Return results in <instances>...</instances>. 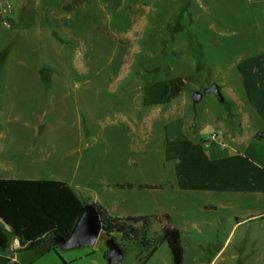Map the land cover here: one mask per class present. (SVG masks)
<instances>
[{"label": "crops", "instance_id": "1", "mask_svg": "<svg viewBox=\"0 0 264 264\" xmlns=\"http://www.w3.org/2000/svg\"><path fill=\"white\" fill-rule=\"evenodd\" d=\"M146 1L144 5L152 7L148 13L149 29L156 30L144 42L154 47L147 53L149 64L138 72L147 84L109 88L112 94L131 95L130 107L124 115V135L111 134L108 151L98 150L101 136L83 135L88 131L84 129L85 122L88 126L97 123L91 106L83 115L88 119L77 117L72 125L81 127L76 141L88 150L92 148V152L82 154L68 145L57 150L47 137L38 139L34 133L25 137L28 144L16 150L0 144V180L65 182L84 205H100L113 218L169 215V220L152 221L151 228L159 230L158 236L168 226L181 232L182 264H214L216 257L229 248L240 227L264 220V50L240 49L228 56L232 50L229 39L236 40L239 47L246 40L256 47V40L260 41L259 27L252 23L247 28L250 35H244L246 27L234 23L242 11L232 12L235 19L229 21L226 16L229 13L220 0H188L183 9L176 4L178 0H159L155 5L153 0ZM73 2L80 4L82 0ZM178 26L179 30L175 29ZM170 43L178 44V48L167 54L165 46ZM150 77L157 80L148 84ZM217 78L224 87L230 85L225 88L224 97L233 105L234 114L222 105L225 100L211 101L202 109L194 101V94L203 92ZM99 89L94 85L76 86L85 95L100 93ZM38 90L21 86L0 88L1 95H15L10 101L1 98L0 109L11 106L15 111L22 110L12 119L29 127L30 110L45 105L44 99L33 95L47 91ZM236 115L238 121L233 117ZM134 139L142 166L135 176ZM0 140L4 136L0 135ZM149 143H153L152 149L160 159L158 167L151 172L143 171ZM54 165L60 169V177L45 176ZM81 167L84 172L78 177ZM92 169L107 172L109 179H99L100 185L95 187ZM20 245L13 234L14 253ZM165 246L172 256L168 244L162 243L136 264H157L159 252ZM214 253H217L214 259L203 257ZM172 262L175 264L173 256Z\"/></svg>", "mask_w": 264, "mask_h": 264}, {"label": "rangeland", "instance_id": "2", "mask_svg": "<svg viewBox=\"0 0 264 264\" xmlns=\"http://www.w3.org/2000/svg\"><path fill=\"white\" fill-rule=\"evenodd\" d=\"M45 1L0 0V88L21 86L37 88L38 91L45 88L47 91L45 94L33 95L44 99L45 105L44 108L30 110L29 127L21 121L13 120L14 114L22 110L15 111L9 105L4 110L0 109V135L4 136L0 144L15 147L16 150L18 146L28 144L24 142L27 140L25 137L36 133L38 139L47 137L48 143L57 150L68 145L73 151L77 150L82 154L92 152V148L88 150L85 145L76 141L75 136L80 135L81 127L72 125L77 117L88 119L84 118V111L92 106L97 123L88 126L85 122L84 129L88 131L82 134L88 138L101 136L97 149L108 151L107 141L111 134L124 135L126 132L124 115L130 107L131 97L130 94H112L109 88L147 84L138 72L146 69L145 66L149 64L147 53L154 48L144 44L150 34L156 33V30L149 29L151 22H148V13L152 7H148L150 4L144 5L146 0H82L80 4L74 3V0ZM158 1L153 0L152 5ZM255 1L256 5L254 0H220L224 10L229 13L226 15L229 21L235 19L232 12L236 13L239 9L242 13L234 23L239 22L246 30L252 23L259 27L257 33L260 41L258 43L256 40V47L248 44L249 40L239 47L236 40L229 39L232 50H229L228 56L235 55L240 49L253 52L264 50V0ZM186 3L188 0H178L176 4L183 9ZM179 27L175 29L179 30ZM228 27L226 29L232 30ZM249 32L250 30L245 31L244 35H250ZM177 45L170 43L168 47L165 46L166 53L171 54L170 51L178 48ZM147 69L151 67L147 66ZM155 80L156 78L150 77L148 83ZM214 83L221 87L223 95L225 88L230 86L224 87L219 78ZM77 85H94L100 88V93L85 95L83 90H76ZM234 85L236 91L237 85ZM13 96L15 95L0 94V99L6 97L10 101ZM211 101L220 102L213 94L205 95L198 102V109L204 108ZM222 105L228 107L230 113H235L228 99L225 98ZM233 117L238 121L237 115ZM112 124L116 126H111ZM112 128L117 132H112ZM205 130L204 132H209ZM13 140L16 141L11 142ZM153 146V143H149V155L143 163V171L148 169L151 172L160 163L159 154L152 149ZM133 147L132 171L135 176L142 167L138 162L140 150L135 139ZM57 150L53 149L54 152ZM78 172V177H81L84 168L81 167ZM45 176L60 177V169L55 168V165L51 166ZM91 177L95 187H99V179H109L107 172L101 169H92ZM145 233L139 239L131 238L126 241L117 233L111 234L122 248H126L124 260L120 264L141 262L155 248L159 230L151 228ZM7 234L9 245L1 253L0 264H108L105 259L108 252L107 234L104 231L94 247L63 250L59 246L50 252L45 250L54 245L53 240L45 237L33 250L27 251V245H20L14 253L12 230L7 228ZM167 249L166 246L161 249L157 264H173L171 253ZM216 255L214 253L203 257L214 259ZM214 264H264V220L240 227L229 248L216 257Z\"/></svg>", "mask_w": 264, "mask_h": 264}, {"label": "trees", "instance_id": "3", "mask_svg": "<svg viewBox=\"0 0 264 264\" xmlns=\"http://www.w3.org/2000/svg\"><path fill=\"white\" fill-rule=\"evenodd\" d=\"M151 72V71H150ZM157 80V79H156ZM155 82V81H152ZM152 82L148 83L151 84ZM131 187V185H126ZM85 206L73 189L65 182L57 180H0V250L9 245L5 228H10L27 251L39 246L45 237L69 239L78 221L85 211ZM108 236L117 233L126 241L139 239L146 230L151 229L152 221L170 219L169 215L154 217L113 218L100 205H93ZM135 224H141L135 227ZM156 245L167 243L175 264L184 261V248L181 232L170 226L162 229V235L156 237ZM54 244V243H53ZM49 246L45 252L58 248ZM155 251L153 249L152 253ZM0 259H2L0 253Z\"/></svg>", "mask_w": 264, "mask_h": 264}, {"label": "water", "instance_id": "4", "mask_svg": "<svg viewBox=\"0 0 264 264\" xmlns=\"http://www.w3.org/2000/svg\"><path fill=\"white\" fill-rule=\"evenodd\" d=\"M213 94L222 103L225 98L218 84L214 83L204 89L203 92H196L193 96L195 102L202 100L204 95ZM103 230L101 217L93 205H86L78 224L69 239L56 237L53 243L59 245L63 250H72L81 247H94L100 238ZM108 264H120L125 257V250L114 237L108 236L106 240Z\"/></svg>", "mask_w": 264, "mask_h": 264}, {"label": "built area", "instance_id": "5", "mask_svg": "<svg viewBox=\"0 0 264 264\" xmlns=\"http://www.w3.org/2000/svg\"><path fill=\"white\" fill-rule=\"evenodd\" d=\"M213 138H215V136H213Z\"/></svg>", "mask_w": 264, "mask_h": 264}]
</instances>
